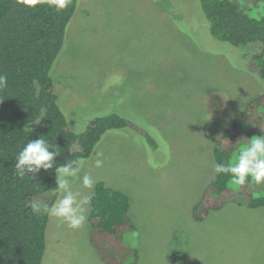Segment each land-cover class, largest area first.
I'll return each mask as SVG.
<instances>
[{
    "label": "rangeland",
    "instance_id": "obj_1",
    "mask_svg": "<svg viewBox=\"0 0 264 264\" xmlns=\"http://www.w3.org/2000/svg\"><path fill=\"white\" fill-rule=\"evenodd\" d=\"M239 3L253 17L264 13L263 3ZM260 52L215 39L199 0H79L51 70L58 103L75 133L114 114L139 131H107L82 160L92 189L80 178L71 188L92 197L103 183L128 198L131 264H264V208L195 212L217 176L219 137L264 93ZM92 209L79 229L49 217L43 264H106L92 244Z\"/></svg>",
    "mask_w": 264,
    "mask_h": 264
},
{
    "label": "trees",
    "instance_id": "obj_2",
    "mask_svg": "<svg viewBox=\"0 0 264 264\" xmlns=\"http://www.w3.org/2000/svg\"><path fill=\"white\" fill-rule=\"evenodd\" d=\"M209 21L212 36L235 47L256 44L261 52L255 59L264 80V13L249 14L240 0H199ZM258 8L264 0H250ZM0 0V74L8 77L0 89V264H43L47 247L49 216L36 215L28 207L56 190L55 170L43 169L21 179L15 159L30 141L44 136L58 147L57 166L89 159L103 135L113 129L137 126L118 115L93 120L86 131L71 130L58 103L51 70L58 59L67 29L76 14L79 0ZM264 127V93L239 112L231 128L219 137L214 159L228 163L246 142L261 134ZM92 244L106 264H131L135 251L127 244L135 232L128 220L129 201L121 193L99 183L92 196ZM234 204L249 209L264 208V184L254 181L233 186L230 177L218 174L195 208L196 218ZM201 209V213L200 210ZM199 211H198V210ZM198 211V213H197Z\"/></svg>",
    "mask_w": 264,
    "mask_h": 264
},
{
    "label": "clouds",
    "instance_id": "obj_3",
    "mask_svg": "<svg viewBox=\"0 0 264 264\" xmlns=\"http://www.w3.org/2000/svg\"><path fill=\"white\" fill-rule=\"evenodd\" d=\"M64 6L65 0H59L57 7ZM7 81V75L0 74V89L7 86ZM254 126L261 129V134L250 139L244 138L246 142L228 163L219 162L215 165V172L228 175L233 186H242L251 181L264 184V127ZM59 156L58 147L51 144L44 136H40L38 139L30 140L18 153L14 165L15 172L23 179L29 174L37 177L42 169L48 172L54 169L59 198L52 204L30 200L28 207L36 215L47 214L49 217L63 221L72 229H79L86 223L85 213L92 197L74 192L71 183L74 179L80 178L83 187L91 190L95 181L89 174L80 177L83 161L73 160L57 166ZM103 164V153H97L94 166L101 168Z\"/></svg>",
    "mask_w": 264,
    "mask_h": 264
}]
</instances>
